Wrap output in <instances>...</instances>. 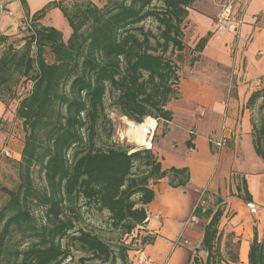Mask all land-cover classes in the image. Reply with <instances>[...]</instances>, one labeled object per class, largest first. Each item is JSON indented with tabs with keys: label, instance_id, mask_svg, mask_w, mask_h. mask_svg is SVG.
Returning <instances> with one entry per match:
<instances>
[{
	"label": "trees",
	"instance_id": "1",
	"mask_svg": "<svg viewBox=\"0 0 264 264\" xmlns=\"http://www.w3.org/2000/svg\"><path fill=\"white\" fill-rule=\"evenodd\" d=\"M64 1L26 14L29 34L22 47L7 44L0 53L3 105L5 96L14 98L12 89L22 78L32 82L15 113L25 132L21 157L15 162L18 184L12 190L1 188L6 201L0 206V264H62L73 249L85 255L80 264H131L129 244L112 245L88 230L76 229L81 203L106 211L110 229L121 239L146 225V206L154 198L151 184L167 178L171 188L184 187L189 172L162 169L150 148L98 147V128L108 136L112 131L104 101L109 96L112 107L136 124L145 118L171 121L167 105L178 98L179 80L172 57L186 47L185 20L195 0H104L101 8L80 0L72 10ZM21 3L25 9L24 0ZM52 8L68 23L66 40L61 31L40 23ZM147 21L154 29L145 27ZM209 36L199 39L191 52L200 53ZM6 40L0 34V47ZM261 81L264 84V75ZM258 100L260 116L258 123L251 120V136L254 152L264 163V88L251 93L247 108ZM35 168L42 187L34 184ZM238 192H242L239 199L251 202L244 180ZM220 204L216 196V209L197 204L191 213L205 221L199 250L206 253L204 264H237L239 241L233 240L234 234L227 235L224 245L228 257L220 252L218 227L224 214ZM33 208L43 210L44 223L37 222ZM141 243L151 244L153 238L143 236ZM190 259L191 254L188 264ZM247 264H264V237L259 239L255 228Z\"/></svg>",
	"mask_w": 264,
	"mask_h": 264
},
{
	"label": "crops",
	"instance_id": "2",
	"mask_svg": "<svg viewBox=\"0 0 264 264\" xmlns=\"http://www.w3.org/2000/svg\"><path fill=\"white\" fill-rule=\"evenodd\" d=\"M54 1L59 0H24L25 13L30 16ZM3 2H8L5 5L7 15L0 13V34L8 35L5 32L7 26H4L11 23L12 27L7 31L13 33L15 22L24 17V8L21 0H0V4ZM221 3L222 0H195L185 20V28L194 34L190 42L192 49L199 39L208 34L210 36L198 53V62L190 72L187 71L191 75L188 78L183 75V79L179 76L176 87L180 98L167 105L172 119L170 122L164 121L169 125L161 132L152 152L162 169H188L189 182L184 187L171 188L168 179L163 178L150 185L154 198L146 206L147 223L143 227L146 236L153 235L154 238L153 243L148 245L150 249L146 248L144 252L148 255V264H188L190 252L175 246L174 241L179 235L190 237L193 224H188L183 218L187 214L191 216L201 195L219 196L222 204H227L228 208L232 199L239 200L234 196L229 197V191H238L244 180L252 198L251 203L261 210L264 218V163L252 146V108L246 106L251 93L264 88L261 81L264 75V0L235 1L233 12L242 17L237 34L220 35L216 32ZM40 23L61 31L63 38L70 35L67 21L56 8L49 9ZM184 38L189 44L185 35ZM203 63V67H199ZM212 68H219L221 75L213 76ZM242 68H245L244 74ZM196 71L198 74H195ZM230 73L237 79L232 84L226 78ZM241 76H244L243 82L239 81ZM176 101L184 107L179 112H174L176 104L172 106V102ZM189 105L199 109L201 116L198 119L190 114L189 107L186 109ZM4 111L0 102V118ZM191 127H194V132L189 130ZM173 129L184 132L181 153L171 137ZM222 137L226 142L217 148L213 142ZM233 174L241 178L240 184H235V189L233 186L229 188L228 183L229 179L233 181ZM160 216L163 217L162 224ZM200 230L197 233L198 243L202 237V228ZM244 237L238 240L237 264H247L248 234ZM151 260L154 262L151 263Z\"/></svg>",
	"mask_w": 264,
	"mask_h": 264
},
{
	"label": "rangeland",
	"instance_id": "3",
	"mask_svg": "<svg viewBox=\"0 0 264 264\" xmlns=\"http://www.w3.org/2000/svg\"><path fill=\"white\" fill-rule=\"evenodd\" d=\"M80 0H65L64 6L68 10H72L73 6L78 3ZM99 8H101L104 4V0H89ZM8 2H3L0 4V13L3 15H7L5 11L7 9L5 8V5ZM24 17L20 20H17L15 22L16 29L13 33H9L7 31L10 27H12V24L7 23L4 27H6L5 32L8 33L7 40L5 42V45L0 47V53L3 48L7 44H11L13 47L19 49L24 44V38H26L29 34V20H27L26 11L23 10ZM11 17V16H10ZM8 19H4L3 21L7 22ZM9 22V20H8ZM9 26V27H8ZM145 27H150L154 29V24L150 22L145 23ZM187 28V26H185ZM68 28V27H67ZM184 29V35L187 37V40L189 41V44L192 40V37L194 36L193 32L190 31V29ZM66 33V31L64 32ZM66 35V34H65ZM68 38V35H66L63 39L66 40ZM184 44L185 49L184 51L180 53H175L172 57V60L177 64L179 68V76L183 79V75L187 78L191 75L188 74V72L191 71V67L198 62H194L193 64H190V62L193 60V58H196L198 56L197 52H191V44L189 46L188 42L185 41L184 38ZM47 60H51V56L47 55ZM205 61V60H204ZM204 63L200 65L199 67H203ZM202 69V68H201ZM213 69V68H212ZM244 69L243 73L244 74ZM182 70V72H181ZM200 70V69H199ZM198 70V71H199ZM219 68H214L211 74L215 76L216 74H220ZM188 71V72H187ZM198 71H196L195 74H198ZM224 77V76H223ZM244 76H241L239 81H244ZM227 80L232 84V82H236V76L232 73L228 74L226 77ZM183 80L180 81V84H182ZM32 88V82L30 80L25 81L24 78L20 80L18 85H16L15 88H13L14 92V98L12 100H9L5 96V104L3 105L5 108V111L0 118V206L4 204L6 201V194H3L1 191V188H6L8 190L15 189L18 184V175H17V168L15 162L20 160L21 157V150L23 147L24 142V129L22 125V121L16 117V108L18 106L19 100L27 95ZM179 88V86H178ZM180 98V96H179ZM178 98V99H179ZM112 99L109 96H106L105 98V113L107 117L110 119L112 131L110 136H108V133L105 130H102L101 128H98V137L96 140V145L101 148H106L108 146L118 145L123 148H130L131 151L134 150H140V149H146L150 148L152 150L155 142L158 141L161 132L165 131L166 127L169 125L165 123L162 119L156 120V119H149L145 118L143 123L151 125V135L150 142L151 147H145V146H137L129 141V139L125 136L126 130L128 128L126 121H130L124 116H121L117 110H115L112 107L111 104ZM176 104V108L174 109V112H179L180 110L184 109L181 104H179L177 101L172 102ZM260 100L257 101L256 105L252 108V116L253 120L258 123L260 113L258 112L257 106L259 105ZM171 106V107H172ZM189 107V108H188ZM173 108V107H172ZM189 109L190 114L194 115L195 119H198L201 115L199 109L196 106L189 105L186 107V109ZM173 110V109H172ZM133 122V121H130ZM156 122V125H155ZM134 123V122H133ZM191 132H194V127L189 128ZM171 137L174 139V141L177 143L178 152H182V142L184 139V132L182 130H176L173 129L171 133ZM33 179L34 184L38 187H42L44 185V182L39 177L37 173V168L34 169ZM232 177L234 178L231 182V179H229V188L233 186V189L235 184L238 182L240 184V177L238 175L233 174ZM238 177V180H235V178ZM242 192H238L234 190V193H231V190L229 191V197L230 196H241ZM238 198V197H237ZM222 200V199H221ZM216 196L213 195H201L199 203H202V206L207 208L209 206L213 207L214 209L217 208L215 204ZM247 202H242L241 199L239 200H233L229 202L228 208H226L227 204H220L219 207H223L224 215L222 216L219 224V230L222 233V240L220 243V252L223 256L228 257L226 255L227 250L225 249L224 245L226 242L227 235L232 233L234 234L233 240H243L245 237V234H248L247 241L250 243L252 239V233L253 228L257 229L258 231V238L261 239L264 237V218L261 216V210L256 207V212L251 213L249 209L246 207ZM82 213L81 220L77 223L76 229L82 228L84 230H88L96 235H99L103 240L107 241L108 243H111L114 245L118 241L124 242L125 244H129L131 247V251L135 248H141L143 252H145V249L149 250L150 248L148 245L150 244H142L140 243V246L138 241H141V238H139V232L130 234L129 236H123L121 239H119V236L116 232H113L110 229L109 221H108V213L106 211L98 212L93 206H86L81 203V209ZM32 214L37 219V222L39 224L44 223V213L43 210L40 208H33ZM192 216V215H191ZM191 216L189 214L185 215L183 218L184 221H187L188 224H193V230L192 233L187 237H182V235H179L177 239L174 241V245L177 247H181L191 254V259L189 264H204L206 253L199 250V243H198V236L197 233H200V229L204 226L205 221L202 219H197L195 222H190ZM162 216L159 217V221L162 224ZM143 236L144 231L141 233ZM159 234V233H158ZM157 235V234H156ZM153 238V235H151ZM154 239V238H153ZM65 242V240H63ZM25 245V243H24ZM129 251L128 252V261L132 264L131 260H134V254ZM146 257L148 256L147 253H144ZM85 255L76 249L72 250V254L70 258H67L62 264H80L79 259L83 258ZM149 258V257H148ZM148 260V259H147ZM154 261L151 260V263ZM85 264H97L96 261H86ZM117 264H120L119 262ZM148 264V263H147Z\"/></svg>",
	"mask_w": 264,
	"mask_h": 264
},
{
	"label": "built area",
	"instance_id": "4",
	"mask_svg": "<svg viewBox=\"0 0 264 264\" xmlns=\"http://www.w3.org/2000/svg\"><path fill=\"white\" fill-rule=\"evenodd\" d=\"M236 0H222L221 6H220V13L216 18V32L220 35L232 33L237 34V31L239 29V26L242 24V17L240 14L236 15L233 12V4ZM226 142L225 138H220L218 141L213 142L214 145L217 148H221ZM149 149V148H146ZM202 206V203L200 204ZM246 207L249 209L251 213L256 212V206L249 202L246 203ZM197 218L195 216H191L190 222H195ZM142 231H144L143 227L137 228L133 233L139 232V238H142L143 235L141 234ZM145 235V233H144ZM146 236V235H145ZM140 246L141 241H138ZM131 251V250H130ZM134 254V260L132 261V264H147L148 260L144 252L141 248H135L131 251Z\"/></svg>",
	"mask_w": 264,
	"mask_h": 264
},
{
	"label": "bare ground",
	"instance_id": "5",
	"mask_svg": "<svg viewBox=\"0 0 264 264\" xmlns=\"http://www.w3.org/2000/svg\"><path fill=\"white\" fill-rule=\"evenodd\" d=\"M126 123L128 128L126 130L125 136L130 142L137 146L151 147V142L149 140V135H151L152 129L151 125L145 123L136 124L130 121H126Z\"/></svg>",
	"mask_w": 264,
	"mask_h": 264
}]
</instances>
